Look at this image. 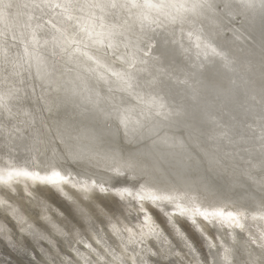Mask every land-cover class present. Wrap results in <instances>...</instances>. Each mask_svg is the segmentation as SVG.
I'll return each instance as SVG.
<instances>
[{
    "label": "snow or ice",
    "instance_id": "snow-or-ice-1",
    "mask_svg": "<svg viewBox=\"0 0 264 264\" xmlns=\"http://www.w3.org/2000/svg\"><path fill=\"white\" fill-rule=\"evenodd\" d=\"M72 167L90 211L6 238L27 264H264V0H0V191ZM145 200L168 227H118Z\"/></svg>",
    "mask_w": 264,
    "mask_h": 264
},
{
    "label": "bare ground",
    "instance_id": "bare-ground-1",
    "mask_svg": "<svg viewBox=\"0 0 264 264\" xmlns=\"http://www.w3.org/2000/svg\"><path fill=\"white\" fill-rule=\"evenodd\" d=\"M206 98L209 101L215 99L211 93ZM166 167L173 175L177 174L178 167L175 163L166 164ZM78 171V168L72 167L73 178L64 186L63 192L59 188L51 185H42L39 181H32L24 177H14L11 181L12 187L16 191L7 190V194L4 191H0V200L7 201V205L0 204V264H19V262L27 264L30 260L29 256L10 250L3 242L6 238L10 237L22 242L27 241L31 247L34 242L33 232L40 233L45 226L50 229H52L53 225L62 227L63 225L60 222L65 217L71 220L74 216H78L81 208H84L85 212L90 211L85 207L88 204V200L84 199L86 193L81 188V185L76 183L77 180H80V177L75 176V173ZM176 178L179 180L202 181L210 185L222 183L219 178L206 176L202 171L198 172L196 169L177 175ZM88 183L89 185L91 184L90 181ZM73 184H76L75 188L72 187ZM2 189H6V185L0 182V190ZM87 195L91 196L92 194L87 193ZM77 197H79V201H77ZM127 199L129 198L125 197V201ZM73 201H77L80 206L77 207ZM143 203L146 210L145 213H140L133 207L125 208L124 216H128V220H124V217L121 216V224L118 227L123 228L124 224L131 226L138 215L140 216L139 223L144 224L143 217L145 214L152 216V219L147 221L148 225H152L154 220L159 229L168 227L163 216L160 215L157 205H153L150 200H145ZM160 207H164V205H160ZM165 210L172 215L173 220L178 218L179 210L174 205L167 206ZM197 219L202 221V217H197ZM252 223L255 227L259 224H264V221L257 220ZM107 227L111 231V225H107ZM145 231H147V228H145ZM188 235L199 248L202 241L195 232L189 230ZM42 243L47 246L46 241H42ZM247 255V251L243 247H240L237 259L244 260L247 258Z\"/></svg>",
    "mask_w": 264,
    "mask_h": 264
}]
</instances>
